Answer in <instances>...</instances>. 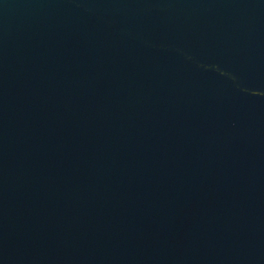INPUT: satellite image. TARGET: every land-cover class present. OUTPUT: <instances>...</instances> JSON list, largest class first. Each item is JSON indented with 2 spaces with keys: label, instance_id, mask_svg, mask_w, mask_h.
Segmentation results:
<instances>
[{
  "label": "water",
  "instance_id": "1",
  "mask_svg": "<svg viewBox=\"0 0 264 264\" xmlns=\"http://www.w3.org/2000/svg\"><path fill=\"white\" fill-rule=\"evenodd\" d=\"M0 264H264V0H0Z\"/></svg>",
  "mask_w": 264,
  "mask_h": 264
}]
</instances>
